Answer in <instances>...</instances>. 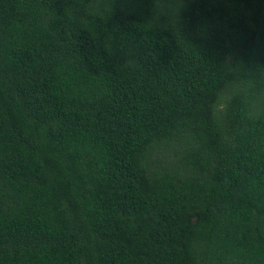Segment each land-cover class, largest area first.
I'll return each instance as SVG.
<instances>
[{
	"label": "trees",
	"instance_id": "1",
	"mask_svg": "<svg viewBox=\"0 0 264 264\" xmlns=\"http://www.w3.org/2000/svg\"><path fill=\"white\" fill-rule=\"evenodd\" d=\"M0 264H264V0H0Z\"/></svg>",
	"mask_w": 264,
	"mask_h": 264
}]
</instances>
